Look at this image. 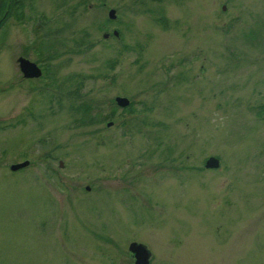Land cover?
<instances>
[{"label":"rangeland","instance_id":"rangeland-1","mask_svg":"<svg viewBox=\"0 0 264 264\" xmlns=\"http://www.w3.org/2000/svg\"><path fill=\"white\" fill-rule=\"evenodd\" d=\"M133 240L149 264H264V0H17L2 21L0 264H133Z\"/></svg>","mask_w":264,"mask_h":264},{"label":"water","instance_id":"water-1","mask_svg":"<svg viewBox=\"0 0 264 264\" xmlns=\"http://www.w3.org/2000/svg\"><path fill=\"white\" fill-rule=\"evenodd\" d=\"M224 7V6H223ZM108 17L109 18H115L116 17V11L115 8H110L108 11ZM114 35H118V30L113 31ZM108 32L104 33V36H107ZM19 69L22 72L24 77H38L41 75V68L38 65L37 62L34 60H31L30 58L19 55L17 57ZM116 102L120 106H127L129 104V98L127 96H116ZM112 122V121H110ZM108 124H111V123ZM29 163L28 159H25L20 162H16L11 164L12 169H17L26 166ZM59 165H63V161H59ZM219 165V158L215 155H210L206 161L205 166L207 167H215ZM88 188V187H87ZM128 248L134 253V263L133 264H149L150 262V250L148 249L147 245L141 241H130Z\"/></svg>","mask_w":264,"mask_h":264},{"label":"trees","instance_id":"trees-1","mask_svg":"<svg viewBox=\"0 0 264 264\" xmlns=\"http://www.w3.org/2000/svg\"><path fill=\"white\" fill-rule=\"evenodd\" d=\"M15 2H17V0H6V2H3L2 0H0V10H1V13H2L1 17H0V25H1L2 21L5 19V17H7L8 14L10 13V8L12 7L13 3L15 4ZM4 5H5L6 8L3 9ZM5 10H6V13H4ZM45 46L47 48V52H49V56H51L53 54V52L55 51L54 49L51 48L52 44L51 43H49V44L47 43ZM83 102H84L83 103L84 107L90 108V107L93 106V103L90 102V101H83ZM132 106H133V101L131 100L130 104L128 106H125L124 109L125 110H132V108H131Z\"/></svg>","mask_w":264,"mask_h":264},{"label":"flooded vegetation","instance_id":"flooded-vegetation-1","mask_svg":"<svg viewBox=\"0 0 264 264\" xmlns=\"http://www.w3.org/2000/svg\"><path fill=\"white\" fill-rule=\"evenodd\" d=\"M7 10V9H6ZM6 10H5V12L4 13H6ZM39 65V64H38ZM40 66V65H39ZM40 68H41V71L43 72V69H42V67L40 66ZM42 72H41V74H42ZM41 76V75H40ZM39 77V76H38ZM26 78H37V77H26Z\"/></svg>","mask_w":264,"mask_h":264}]
</instances>
